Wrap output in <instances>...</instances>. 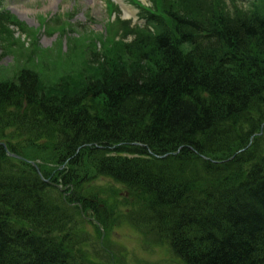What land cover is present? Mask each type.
<instances>
[{
	"label": "trees",
	"instance_id": "16d2710c",
	"mask_svg": "<svg viewBox=\"0 0 264 264\" xmlns=\"http://www.w3.org/2000/svg\"><path fill=\"white\" fill-rule=\"evenodd\" d=\"M176 8L145 16L150 63L110 62L65 97L27 69L0 80V264H80L42 219L52 183L73 191L92 170L142 195L144 220L184 263L264 264V11ZM12 128L51 148L55 168L9 163Z\"/></svg>",
	"mask_w": 264,
	"mask_h": 264
},
{
	"label": "rangeland",
	"instance_id": "374dc122",
	"mask_svg": "<svg viewBox=\"0 0 264 264\" xmlns=\"http://www.w3.org/2000/svg\"><path fill=\"white\" fill-rule=\"evenodd\" d=\"M143 1L150 4L154 0ZM170 6L203 15L210 9L242 13L253 7L263 10L264 0H169L163 3V7ZM7 9L21 25L0 22V80L6 83H17L21 72L27 69L37 75L40 92L65 97L88 82L97 81L102 66L110 67V62L127 66L136 62L150 63L143 57L144 53L151 55L150 46L140 40H147L153 33L135 24L133 17L127 19L123 5L118 8L112 1L105 3V0L0 2V10ZM7 131L13 136L11 143H5L10 148L8 162L19 171L22 169L17 156H12V147L18 149V155L27 153L31 158H25L40 170L55 168L58 156L51 148L32 144L27 137L18 136L16 128L15 132L13 128ZM21 133L29 136L25 130ZM87 176L90 178L81 183L82 196L100 199L104 206L98 204V212L91 211L79 200H72L74 191L55 181L52 185L56 188L49 186L53 197L46 199L49 207L44 205L43 215L47 214L48 218L42 219L44 223L56 220L54 235L69 234L66 251L77 256L80 264H186L171 250L167 238L144 220L143 214L150 212L146 211L141 194L110 178L98 176L94 170ZM39 193L33 194L39 196ZM57 203L68 212L65 218L57 217L53 209Z\"/></svg>",
	"mask_w": 264,
	"mask_h": 264
},
{
	"label": "bare ground",
	"instance_id": "6f19581e",
	"mask_svg": "<svg viewBox=\"0 0 264 264\" xmlns=\"http://www.w3.org/2000/svg\"><path fill=\"white\" fill-rule=\"evenodd\" d=\"M131 11V9H128V13ZM79 185V186H78ZM30 186V184L28 183V180H25V182L17 180L16 184H15V188L18 190H23L25 191L26 188ZM74 191V197L72 198V200H78L80 198H83V204H85L86 206L89 207V209L91 211H95L98 212V201L97 199L93 198H89L88 196H82L83 195V190L80 188V182H75L73 183V185L71 186Z\"/></svg>",
	"mask_w": 264,
	"mask_h": 264
}]
</instances>
